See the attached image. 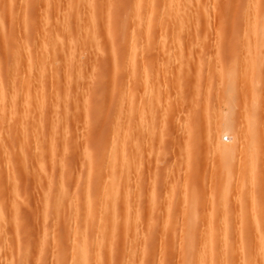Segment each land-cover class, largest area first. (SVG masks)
Here are the masks:
<instances>
[{"label":"rangeland","instance_id":"obj_1","mask_svg":"<svg viewBox=\"0 0 264 264\" xmlns=\"http://www.w3.org/2000/svg\"><path fill=\"white\" fill-rule=\"evenodd\" d=\"M0 19V264L82 244L86 264H197L204 230L264 228V0H0Z\"/></svg>","mask_w":264,"mask_h":264},{"label":"bare ground","instance_id":"obj_2","mask_svg":"<svg viewBox=\"0 0 264 264\" xmlns=\"http://www.w3.org/2000/svg\"><path fill=\"white\" fill-rule=\"evenodd\" d=\"M222 133L230 134L231 138L233 139V140L231 139L232 143L230 145H227V146L217 145L216 149H217V151H219L220 153L225 155V157L228 158V156H229V158L230 157L234 158L233 156H235L234 154H236V152L238 151V148H239L238 145H239L241 139L233 131L232 126L228 122V120L227 121L224 120L223 122L219 121V123L215 126L214 133H212V135L216 136V135H221ZM259 136H263V134H262V132L258 131V128H255L253 133H252V136H250L249 139L251 141H255ZM211 138H212V136H211ZM1 152H3V151H1ZM262 154H263V152H262ZM262 154L257 152V153H255V156H252L250 158L249 162H250L251 170H252V168L255 167L254 166L255 163H257L259 161V158H260V156H262ZM114 158H115V156H114ZM114 179L112 181H115ZM113 184H114V182H113ZM109 186L111 187V185H109ZM110 187H108V189ZM112 190H114V189H112ZM107 192H110V191H107ZM248 193L249 194L247 195L245 200L247 202L257 203L256 202L257 198H256L253 190L252 191L250 190V192H248ZM107 194H109V193H107ZM110 194H111V192H110ZM109 198H110V196H109ZM88 202L91 203L93 201L89 200ZM0 218H3L1 216V213H0ZM255 225L257 226L258 223L253 222V223H251L250 227H245V228L238 229V230L234 231L233 236L236 235V239H235L234 244H229L228 233H226L224 231L223 232L221 231V233H219V232L216 233V231L211 229L208 233L204 230L202 232V237H201V248L197 249V254H196L198 256L197 264H219V260H220V264H227L226 253H228V252H231L232 254L237 255L235 262L240 261V264H264V228H262V229L251 228ZM246 235L251 236V240H250V244H249L250 255H249L248 260H245L242 257V253H241L243 241H244ZM83 246L84 245L82 244V246H78V248L76 247L77 251H74V252H76V255H75V263L76 264H86L85 262L88 259L87 251H86L85 247H83ZM204 256H206V258L208 259L207 261L205 260L206 258ZM90 258H92V257H90Z\"/></svg>","mask_w":264,"mask_h":264}]
</instances>
